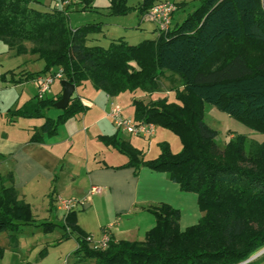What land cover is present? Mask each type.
Instances as JSON below:
<instances>
[{
    "label": "trees",
    "instance_id": "16d2710c",
    "mask_svg": "<svg viewBox=\"0 0 264 264\" xmlns=\"http://www.w3.org/2000/svg\"><path fill=\"white\" fill-rule=\"evenodd\" d=\"M157 1L128 6L126 0H110L108 14L135 10L143 15ZM40 4L0 0V40L15 54L28 52L44 63L39 71H22L16 79L1 74L0 79L28 81L60 67L62 78L71 79L74 86L89 81L95 89L116 96L158 92L160 77L166 73L177 77L181 88L175 89V100L133 97L131 103L137 124H152L177 135L178 152L163 140L156 157L143 159L140 150L117 133L98 139L126 156L122 166L164 172L180 190L195 193L202 216L181 230L177 208L168 203L151 205L145 210L154 215L155 223L142 240L110 236L104 249L89 244L75 223L74 211L59 225L44 221L38 226L44 231L60 226L64 232L57 242L74 238L76 260L91 259L92 264H237L263 247L264 138L257 141L236 134L220 147L218 132L203 117L208 103L264 136V0H199L166 33L136 44L118 38L107 46L86 43L88 34L100 32L101 22L71 27L68 7L40 8ZM60 96L34 95L8 113L43 118L30 138L41 142L43 134L54 135L59 125L87 110L72 95L56 118L45 116L44 110ZM6 181H12L11 175H0V233L7 229L17 233L35 219L30 205ZM45 250L38 252V258ZM261 261L264 253L245 264Z\"/></svg>",
    "mask_w": 264,
    "mask_h": 264
},
{
    "label": "crops",
    "instance_id": "0c3cea01",
    "mask_svg": "<svg viewBox=\"0 0 264 264\" xmlns=\"http://www.w3.org/2000/svg\"><path fill=\"white\" fill-rule=\"evenodd\" d=\"M39 1L40 8H50L56 2H60L59 0ZM77 1L82 0H72V2ZM139 2L140 0L132 6ZM85 5L90 6L89 2H84L83 5H74V7L79 6L78 9H82ZM106 7L108 8V5ZM61 8L64 9L65 5ZM72 9L70 5L68 11ZM139 17L140 19L135 20V27L139 29V33L130 35L132 38L135 37L137 42L131 44L140 42L143 37L153 39L158 35L152 23L145 21L142 15ZM93 22H101V30L88 34L87 44L107 46L110 41L118 38L130 43L129 30L123 31L125 27L121 28L123 32L112 30L114 36L108 34L111 24L116 23L113 19H96ZM79 25L81 24L70 26ZM10 52L15 54L12 49ZM15 55L23 57V61L22 66L18 65L9 70L13 71L10 76L12 79L18 78L20 74L17 73L22 69L36 72L44 65L43 61L34 54L26 52ZM32 62H37L39 68L29 69ZM5 78L8 79L7 75ZM4 83L6 89L12 90L11 86L20 87L19 90L22 92L27 83H32L34 87L31 96L12 101L9 108H5L6 111L0 113V175H11L12 181H6V185L11 183L18 197L30 205L36 220H38L37 215L41 213V215H47L44 216L47 221L59 225L66 214H60L56 207V199H85L83 205L73 210L75 223L85 234L97 240L106 229L115 240H142L145 232L155 223L154 215L145 210L146 207L168 203L177 208L180 212L178 224L181 230L195 224L202 216L195 193L180 190L178 184L171 181L164 172L147 167H140L135 171L133 167L122 166L127 161L126 156L113 147L104 145L98 139V135L117 133L140 150L143 159H152L158 155L159 148L150 138L154 137L153 134L156 132L163 135L159 126L152 125L150 134L134 135L118 129L109 116L110 108L118 105L126 117L133 119L131 102L135 92L109 96L102 90L95 89L89 81H83L79 86L74 87L72 95H77L87 110L59 125L54 135L43 134L41 142H33L30 138L43 123V118L10 116L8 110L19 108L25 101L36 95L34 79ZM49 92L47 96L61 93V84ZM153 93L144 92L149 97ZM127 107L130 108L129 111ZM53 108L52 113H49L52 110L49 108L48 113L44 112V115L56 118L61 109L54 106ZM105 116L110 119L111 128L104 123ZM167 136L172 138L175 145L173 148L175 150L172 152H178L179 143L176 138L172 135ZM93 185L99 187V191L90 194V188ZM51 213L56 216L55 221L50 220Z\"/></svg>",
    "mask_w": 264,
    "mask_h": 264
},
{
    "label": "rangeland",
    "instance_id": "374dc122",
    "mask_svg": "<svg viewBox=\"0 0 264 264\" xmlns=\"http://www.w3.org/2000/svg\"><path fill=\"white\" fill-rule=\"evenodd\" d=\"M59 1L60 2L58 3L60 7H64L65 5V7L67 8L71 5V9L75 8L68 12L69 24L71 26L93 22V20L96 19H113L116 23H112L110 26V31L108 32L110 36L115 35L112 34V30L115 31V29L117 31L120 30L119 32L129 30L128 37L133 34L137 35V33H139V29L135 27V20L140 19L139 14L135 10H131L126 14L110 15L108 14V8L106 7L107 5H110V0H85L86 3L89 2L90 6L85 7L84 10H82L81 8L78 9L79 6L74 7V5H83L84 2L82 1L72 2V0H66L67 3L65 4L61 3L62 0ZM137 1L138 0H126V4L128 6H132L136 4ZM169 1L174 2L176 8V10L172 14L171 27L179 24L189 12L194 10L199 5V0ZM101 12L106 13L101 14ZM122 27H125L126 29L123 28L122 31ZM134 38L135 37H130L129 44L137 42L135 41L137 39ZM143 38L150 39L148 37ZM26 45L30 46L29 43H27ZM18 56L12 54V52H10V49H8V46H6V44L0 40V75H7V78L10 79L12 73L9 70L18 65L22 66L23 57ZM30 68L32 70H35L39 68V64L37 62H32L29 65V69ZM5 71H8L7 74H5ZM22 71L23 69L20 70L17 74L22 73ZM13 76L15 77V75ZM159 83V93L155 92L151 97H149L148 95L144 94L143 91L138 90L135 92L134 96L143 99L144 101H148L150 100V98L155 99L160 97H166L169 101L175 100L174 91L177 88H181L178 78L171 76L169 73H166L164 76L160 77ZM4 85L5 83L0 79V113L6 111L5 108H9L12 101L28 98L34 92L32 83H27V86L23 92L19 90L20 87L11 86L12 90H9V88L6 89ZM59 86L60 82L55 81L51 86L50 91ZM8 100H10V102H8ZM124 105H126L125 102ZM13 106V108H15V105ZM128 106H130V104ZM49 108L52 109L49 113H52L54 111L53 106ZM47 109L44 110L46 114L48 113ZM129 109L130 108L127 107V111H129ZM203 119L210 127L218 132L216 140L220 147H223L224 144L228 140L234 138L236 134H244L248 139L257 141H261L264 138L263 134H261L260 132L245 126L238 120L228 116L226 113L218 110L216 107L208 103L204 104ZM109 121L110 119L105 116L104 123L107 125V127L111 128V124ZM160 129H162L163 135L157 134L156 132V134H153L154 137H151L150 140L152 139L157 148H159L158 143L165 140L166 142H168L170 150L173 151L175 150L173 149L175 148L174 142L172 141L171 137H166V135H172L179 143V146H177V151H179L181 149V142L177 135H175L168 129H164L161 127ZM59 212L60 214H62L61 210H59ZM37 216L38 220H36L34 218L35 216H33V218L35 219V223L47 221V218L44 217L47 215H41L40 213ZM55 218L56 216L51 213L50 220L55 221ZM35 223L23 225L20 231L17 233H14L13 231L8 229L0 233V264H92L91 259H87L83 262H79L78 260H76L75 256L73 255V250L76 248V242L72 237L57 242L64 232L60 226H55L50 231H44L42 226H38V224ZM43 248H46L44 255L38 258V252ZM262 253H264V246L257 249L247 259L237 264H245L246 262H249ZM258 264H264V261H261Z\"/></svg>",
    "mask_w": 264,
    "mask_h": 264
},
{
    "label": "built area",
    "instance_id": "2783aa9c",
    "mask_svg": "<svg viewBox=\"0 0 264 264\" xmlns=\"http://www.w3.org/2000/svg\"><path fill=\"white\" fill-rule=\"evenodd\" d=\"M63 4L67 3L66 0H62ZM56 7H60L59 3L54 4ZM176 10L175 4L169 0H159L155 2L142 16L147 22L154 25L155 30L158 33H166L171 29L172 14ZM62 69L60 67L45 73L40 74L34 78L36 96L38 98L44 97L49 91L55 81H60L63 78ZM109 116L112 119L114 125L127 133L138 134H150L152 133V124H137L133 119L126 117L122 113V109L118 105H113L110 108ZM99 191V187L92 186L90 188V194ZM85 199L77 198H57L56 206L63 214H67L75 210L78 206L83 205ZM110 239L108 231H103L100 238L95 240L89 234L86 235V240L94 248L104 249L107 247Z\"/></svg>",
    "mask_w": 264,
    "mask_h": 264
},
{
    "label": "water",
    "instance_id": "95a60500",
    "mask_svg": "<svg viewBox=\"0 0 264 264\" xmlns=\"http://www.w3.org/2000/svg\"><path fill=\"white\" fill-rule=\"evenodd\" d=\"M62 87V92L60 98L54 103V107L57 109H64L69 103L70 98L74 92V84L71 79H62L60 80Z\"/></svg>",
    "mask_w": 264,
    "mask_h": 264
}]
</instances>
